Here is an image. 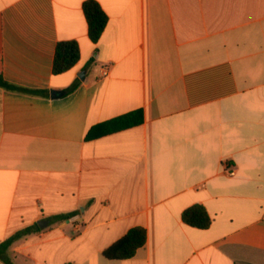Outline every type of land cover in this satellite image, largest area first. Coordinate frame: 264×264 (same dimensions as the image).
<instances>
[{
	"label": "crops",
	"instance_id": "crops-1",
	"mask_svg": "<svg viewBox=\"0 0 264 264\" xmlns=\"http://www.w3.org/2000/svg\"><path fill=\"white\" fill-rule=\"evenodd\" d=\"M85 1L0 0V76L19 88L0 87V243L47 221L9 261L264 264V0H94L95 43ZM60 41L80 58L54 74ZM193 205L208 228L182 221ZM133 227L144 245L105 258Z\"/></svg>",
	"mask_w": 264,
	"mask_h": 264
},
{
	"label": "trees",
	"instance_id": "trees-1",
	"mask_svg": "<svg viewBox=\"0 0 264 264\" xmlns=\"http://www.w3.org/2000/svg\"><path fill=\"white\" fill-rule=\"evenodd\" d=\"M82 11L84 13L88 37L93 43L97 42L103 33L108 18L100 5L94 0H86L82 4ZM80 58L79 45L76 41H60L56 44L52 72L54 74H61L71 69ZM0 87L9 91H16L19 88L8 83L0 76ZM119 119H112L108 122L99 124L92 128L86 139H92L110 132V129H116V122ZM113 126V128L111 127ZM106 129H102V128ZM118 128V126H117ZM57 219H64L65 216H58ZM182 221L192 227L199 229H206L211 224V218L206 209L201 205H193L185 209L181 214ZM39 226L34 224L31 227L14 234L4 242L0 243V260L6 264H12L6 254L10 245L18 238L27 235L33 231H38ZM146 241L145 230L141 227H133L120 239L115 241L103 251V256L107 259L122 260L134 256L137 249L142 247ZM71 264V263H67Z\"/></svg>",
	"mask_w": 264,
	"mask_h": 264
},
{
	"label": "water",
	"instance_id": "water-1",
	"mask_svg": "<svg viewBox=\"0 0 264 264\" xmlns=\"http://www.w3.org/2000/svg\"><path fill=\"white\" fill-rule=\"evenodd\" d=\"M64 92L62 91H52L51 97L52 98H58L63 95ZM40 229H43L47 225V221H40L37 223Z\"/></svg>",
	"mask_w": 264,
	"mask_h": 264
},
{
	"label": "built area",
	"instance_id": "built-area-1",
	"mask_svg": "<svg viewBox=\"0 0 264 264\" xmlns=\"http://www.w3.org/2000/svg\"><path fill=\"white\" fill-rule=\"evenodd\" d=\"M108 74V68L107 67H103L102 68V75L106 76ZM229 175H233L234 174V170H225Z\"/></svg>",
	"mask_w": 264,
	"mask_h": 264
}]
</instances>
